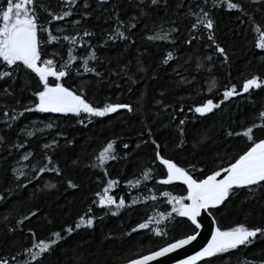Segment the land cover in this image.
<instances>
[{
	"label": "trees",
	"instance_id": "1",
	"mask_svg": "<svg viewBox=\"0 0 264 264\" xmlns=\"http://www.w3.org/2000/svg\"><path fill=\"white\" fill-rule=\"evenodd\" d=\"M233 2L242 10H228L219 0L215 7L214 0L206 4L205 0H157L156 4L151 0H76L75 4L35 0L38 24L59 37L48 42V32L39 34L42 60L52 59L59 69L69 59L70 48L77 57L60 82L93 106L122 103L133 111L119 109L104 117L25 112L38 102L34 93L43 87L39 77L21 63L12 79L0 80V259L8 264H37L27 251H38L32 248L34 240L47 241L54 238L52 233L61 232L63 238L42 254L39 264H122L195 232L188 219L172 211L174 205L164 195L186 198V189L179 183L158 181L165 170L156 160V145L164 157L202 179L251 145L242 135L229 136V132L242 133L249 126L264 124L259 117L264 111V85L241 91L246 79L264 80V50L255 47L258 34L254 31V26L264 30V0ZM5 3L0 0V5ZM201 8L214 22L211 31L203 25L192 28L193 13ZM64 11L71 15L51 20L49 13ZM117 27L126 38L109 39ZM85 31L91 36H84ZM159 33H167L168 38L148 39ZM209 35L225 49L227 61ZM93 52L96 58L89 59L87 67L94 71L85 72L84 58ZM169 52L172 58L164 63ZM8 70L0 61V71ZM211 81L216 87L209 91ZM55 82V77H49L50 84ZM232 85L238 95L225 99L223 92ZM206 99L220 107L203 116L190 111ZM34 123L52 126L34 129L29 137ZM253 135L256 140L264 138V127L255 128ZM109 141L117 158L96 167V156ZM28 153V160L21 162L25 175L19 176L13 170ZM44 166L46 171L39 172ZM109 179L117 181L110 194L117 202L123 197L125 207L99 205L96 193ZM137 179L140 184L129 186V180ZM68 181L77 187H69ZM210 212L223 230L241 223L264 228V190L256 188L254 195L237 190ZM89 215L94 217L92 227L82 226L71 235L62 231ZM149 217L153 220L147 229L133 231ZM245 261H264V238L259 234L246 247L198 264Z\"/></svg>",
	"mask_w": 264,
	"mask_h": 264
},
{
	"label": "snow or ice",
	"instance_id": "2",
	"mask_svg": "<svg viewBox=\"0 0 264 264\" xmlns=\"http://www.w3.org/2000/svg\"><path fill=\"white\" fill-rule=\"evenodd\" d=\"M75 2L76 0H70L71 4H75ZM151 2L152 4H156L157 0H151ZM206 3L207 0H205V4ZM219 3L220 5L226 4L228 10H242V6L239 3L233 2V0H219ZM213 6H219L215 3V0ZM85 7H87V4ZM49 15H51L52 21H59L63 20L65 17H69L71 12L64 11L60 15L49 13ZM193 15L196 16V21L192 25L193 29L198 25H203L206 29L210 31L213 30L214 22L209 18V12L201 8L199 13H193ZM37 21L38 16L35 11V0H6L5 4L0 5V61L9 69L8 71H0V80L5 78L12 79L13 72L16 71L22 63L25 68L30 69L39 77V81L43 85L42 90L34 93L38 102L35 103L34 108H25V112L73 113L77 116L84 113L89 117H104L107 114L117 112L119 109H127L129 112L133 111L131 105L122 103H105L103 107L93 106L82 94H77L76 90L70 89L61 83L60 81L62 78L69 74L66 69H68L72 61L77 59V57L72 55V50L70 48L69 59L65 64L61 65L59 69L55 67V62L52 59L42 60L41 44L43 42L39 34L48 32V42L56 41L59 37L52 35L49 29L38 24ZM49 23H51V21H49ZM75 23L79 22L77 21ZM120 23L121 22L117 18V24L119 25ZM130 26L135 27V25ZM254 31L258 34L255 47L264 50V30L259 26H254ZM84 36H91V33L85 31ZM117 37L126 38L124 32L120 31L119 27H117L114 35L110 36L109 39H115ZM167 38V33L148 37V39L161 40ZM208 38L215 44L216 51L223 55L225 61H227L225 49L215 43V39L212 35H209ZM63 39L74 43L76 37L64 36ZM95 58L94 52L84 58L85 72L94 71V69L87 67V63L89 59ZM171 58L172 53L169 52L164 63H167ZM96 75H99V73H96ZM49 77H55L56 82L50 84ZM262 85H264V80H259L258 77L253 76L250 79L244 80L241 91L247 93L250 89L260 88ZM215 87V81H211L209 91ZM5 92H7V89H5ZM235 95H238L236 85H232V87L227 88L223 92L225 99ZM219 107L220 105L214 103L213 99H206L194 109H190V111H194L203 116ZM4 115L7 117L8 113L5 112ZM17 115H23V113H18ZM259 117L261 120H264V111L259 113ZM16 118V116L11 117L12 120ZM81 123H83V121H81ZM180 124L183 125L184 121L181 120ZM51 126V124L47 125V127ZM257 127H264V124L249 126L242 133L229 132V136L242 135L247 138L251 146L240 154L234 162L229 163L228 167L225 168L221 166L218 170L213 171L202 180L193 179L186 169L179 167L173 160L164 158L157 144L155 157L167 169V178L162 180L161 183L168 184L174 180H180L187 185L188 195L186 198L172 197L170 193H164L165 196H169V202L174 205L172 211L178 213L180 216L187 217L196 228H200L201 225L197 222V217L200 215L202 209L206 210L209 207L221 205L237 190L247 189L252 195H254L256 188L264 190V139H259L257 141L254 138L253 132ZM182 132L183 130L181 129V133ZM27 135L31 137L33 133L29 131ZM149 135H151L150 132ZM2 140L3 137H0V141ZM152 142L155 144V141ZM44 147L48 148L49 145H44ZM124 148H128V145L125 144ZM30 155L31 153L26 154L23 159L28 160ZM46 158L50 160V157ZM116 158L117 157L114 155V144L112 141H109L97 154V164L95 166L103 168L108 160H115ZM46 168L47 166L41 167L39 172L46 171ZM13 171L15 172L17 170L14 169ZM222 173L224 175L221 177ZM38 174L39 173H37V175ZM24 175V171L19 170V176ZM105 175H107V172H105ZM143 178L145 180L150 178L149 170L143 173ZM116 184V180L109 179L102 192L96 193L100 206L106 207L115 205L117 209L125 207V200L123 197L119 198L117 202L114 196L110 194V190ZM128 184L129 186H135L140 184V180L137 179L135 182L129 180ZM48 186L54 187V185ZM68 186L71 188L77 187L72 181H68ZM0 199H2V197H0ZM185 199L189 201V203H185ZM133 203H135V201H133ZM176 205L179 206L177 207ZM31 215L35 216L36 213L33 212ZM113 215H116V213L114 212ZM25 219H27V217H25ZM152 220L153 217H149L147 222L140 223L133 231L147 229ZM93 223L94 217L90 215L87 217L80 216L74 227L68 226L62 231L71 235L75 229H80L82 226L92 227ZM156 223H159V220H157ZM258 234L260 237L264 238V228H249L243 223L225 230H222L220 227H215L212 231L211 239L207 241L206 245L193 255H189L177 261V264H197L198 261L204 258L216 257L218 254L235 250L239 246L246 247L253 243V238H256ZM198 235L199 234L196 233L187 235L182 239H177L174 243H169L167 246L161 247L158 251H154L148 255H142L139 258L129 259L127 264H149L150 261L155 260L157 257L165 256L167 253L190 244L197 239ZM33 236L35 237L34 233ZM52 236L54 238L47 241L40 239L37 243L34 240L32 248L38 249V251L27 250L30 252L32 261H37V264H39V258L42 254L49 252L52 246L63 238L61 232H54ZM0 264H8V261L6 259H0ZM25 264H27V262H25ZM245 264H251V262L245 261ZM261 264H264V261H261Z\"/></svg>",
	"mask_w": 264,
	"mask_h": 264
},
{
	"label": "water",
	"instance_id": "3",
	"mask_svg": "<svg viewBox=\"0 0 264 264\" xmlns=\"http://www.w3.org/2000/svg\"><path fill=\"white\" fill-rule=\"evenodd\" d=\"M264 139V138H262ZM258 141V140H257ZM251 146V145H250ZM249 146V147H250ZM247 150V149H246ZM245 150V151H246ZM162 155V154H161ZM163 156V155H162ZM164 157V156H163ZM166 159H170V158H167V157H164ZM238 158V157H237ZM157 160V159H156ZM172 160V159H171ZM235 161V160H234ZM232 161V162H234ZM157 162L162 165L160 163L159 160H157ZM174 162V161H173ZM231 162V163H232ZM178 165V164H177ZM229 164L223 166V167H228ZM164 170H165V176L163 177H160L158 178V181L161 183L162 180L166 179L167 178V169L164 165H162ZM179 167H181L180 165H178ZM218 170V169H216ZM215 170V171H216ZM189 173V172H188ZM212 173V172H211ZM211 173H209L208 175H210ZM189 175L192 176L193 179H196L192 174L189 173ZM208 175H206L205 177H203L202 179H205ZM224 174L222 173L221 174V177L223 176ZM202 179H196V180H202ZM171 183H179V184H182L185 189H186V197L188 195V190H187V185L183 183V181H180V180H174L168 184H171ZM185 203H189V201H184ZM223 204V203H222ZM221 204V205H222ZM221 205H218L216 207H209L208 209H202L201 212H200V215L197 217V222L201 225L200 228H196L195 225L192 224L191 220H189L187 217H184L186 219H188L191 224L194 226L195 228V232L193 234H196L198 233L199 235L197 236V239L193 242H191L190 244L188 245H185L184 247L180 248V249H176L170 253H167L165 256H162V257H157L155 260L153 261H150L149 264H177V261L179 260H182L184 258H186L187 256L189 255H193L196 251H199L200 248H202L204 245L207 244V241L209 239H211V235H212V231L215 227H219L214 216L212 215V213L210 212L211 209H214V208H218L220 207ZM183 217V216H182ZM223 230V229H222ZM225 230V229H224ZM192 235V234H191ZM186 236L184 237H181V238H178V239H182V238H185ZM177 240V239H175ZM175 240L173 241H170L166 244H164L163 246L161 247H165L167 246V244L169 243H174ZM161 247H159L158 249H155L153 251H150L148 253H145V254H142V255H148L154 251H158ZM140 255V256H142ZM140 256H137V257H134L132 259H135V258H139ZM207 258H204L203 260H205ZM201 260V261H203ZM201 261H198L197 264ZM128 261L122 263V264H127Z\"/></svg>",
	"mask_w": 264,
	"mask_h": 264
},
{
	"label": "rangeland",
	"instance_id": "4",
	"mask_svg": "<svg viewBox=\"0 0 264 264\" xmlns=\"http://www.w3.org/2000/svg\"><path fill=\"white\" fill-rule=\"evenodd\" d=\"M159 35H163L161 33H159ZM47 125L45 124H38V123H34V125L31 126V128L29 127L28 131H33L34 129H37V128H43V127H46ZM26 155V154H25ZM23 155L20 159V163L18 164V166H16V172L19 173V170H23V168L25 167V165L23 163H21L24 159L23 157L25 156Z\"/></svg>",
	"mask_w": 264,
	"mask_h": 264
},
{
	"label": "bare ground",
	"instance_id": "5",
	"mask_svg": "<svg viewBox=\"0 0 264 264\" xmlns=\"http://www.w3.org/2000/svg\"><path fill=\"white\" fill-rule=\"evenodd\" d=\"M145 254V253H144Z\"/></svg>",
	"mask_w": 264,
	"mask_h": 264
}]
</instances>
